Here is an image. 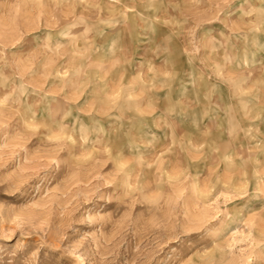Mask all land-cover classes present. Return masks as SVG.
Instances as JSON below:
<instances>
[{
    "label": "rangeland",
    "instance_id": "rangeland-1",
    "mask_svg": "<svg viewBox=\"0 0 264 264\" xmlns=\"http://www.w3.org/2000/svg\"><path fill=\"white\" fill-rule=\"evenodd\" d=\"M0 264H264V0H0Z\"/></svg>",
    "mask_w": 264,
    "mask_h": 264
}]
</instances>
